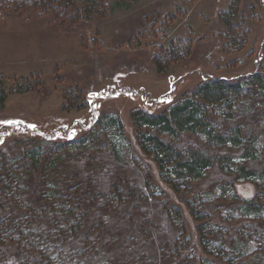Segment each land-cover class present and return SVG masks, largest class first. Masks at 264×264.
Returning a JSON list of instances; mask_svg holds the SVG:
<instances>
[{"label":"rangeland","instance_id":"1","mask_svg":"<svg viewBox=\"0 0 264 264\" xmlns=\"http://www.w3.org/2000/svg\"><path fill=\"white\" fill-rule=\"evenodd\" d=\"M230 1L105 0L104 15L82 18L74 0L63 21L35 10L0 11V75L8 90L15 78L39 73L43 80L37 91L7 95L0 110V159L19 160L31 148L60 149L67 185L89 183L96 195L108 194L117 184L135 188L133 198L113 203L98 219L100 239L106 243L102 264H137L139 258L153 264H218L203 252L198 224L185 201L195 196L208 201L203 209L211 223L237 207L219 200L218 185L232 183L239 201L264 205V174L248 181L236 176L240 166L264 172V98L253 96L237 105L229 120L217 110L208 115L222 132L239 126L245 145L254 143V160L243 159L241 147L211 148L190 135L171 141L181 148L195 147L214 161L185 196L163 184L155 163L141 152L130 118L134 108L152 111L160 99L189 97L204 82L237 80L262 70L264 0H239L247 43L227 53L220 14ZM186 37L192 41L188 59L157 72L152 56L171 40ZM65 92L74 100L69 102L75 104L72 109L65 106ZM108 118L116 123L108 124ZM222 157L230 159L231 171L224 170ZM172 209L179 218H173ZM97 217L91 215L85 230L97 226ZM240 224L249 222L238 221L231 230ZM79 239L72 242L74 248L81 247ZM15 248L0 246V264H17ZM18 263L23 264L21 259ZM239 264H264V256L255 252Z\"/></svg>","mask_w":264,"mask_h":264},{"label":"trees","instance_id":"2","mask_svg":"<svg viewBox=\"0 0 264 264\" xmlns=\"http://www.w3.org/2000/svg\"><path fill=\"white\" fill-rule=\"evenodd\" d=\"M76 1L82 18L102 16L106 12L105 0ZM73 2L0 0V11L7 8L35 10L51 13L63 21ZM238 6L239 0H231L227 10L220 14L224 26L223 49L227 53L240 51L247 43V33L238 17ZM191 45V39L186 37L171 40L167 47H160L158 53L152 56L156 71L164 72L172 64L187 60ZM261 66L259 72L237 80L213 79L204 82L189 97L161 99L152 111L145 108L131 111L130 118L138 133L141 152L155 163L161 181L174 193L182 196L189 194L193 183L201 180L214 163L213 158L195 147L181 148L171 143L182 135H190L211 148L241 147V157L246 160L257 157L254 143L245 145L247 139L242 138L239 126L222 132L208 120V115L211 110H217L219 117L229 120L237 105L248 103L253 96L263 99L264 60ZM39 77V73H35L31 74V78H15L13 89L8 90L7 80L0 75V110L10 92L27 93L41 88L43 80ZM63 95L67 100L65 106L72 109L75 104L69 103L74 101L70 92ZM78 108L84 106L79 105ZM107 123L113 125L116 120L108 118ZM63 151L31 148L26 149L19 160L0 159V246L15 245L19 258L14 257L17 264L20 259L23 264H102L106 243L100 239L102 226L98 224V219L102 220L113 203L135 196V188L127 184L121 189L118 184L113 186L106 195L94 194L89 183L67 185L65 176L62 179L66 167L59 164L58 158ZM221 160L225 162L222 165L224 170L231 171L227 166L230 159L222 157ZM263 174V171L256 173L244 166L236 170L237 178L244 181L262 178ZM34 179L36 187H32ZM218 189L219 200L237 205L224 210L219 223L210 222L208 213L203 209L208 201L202 197L195 196L185 201L189 215L198 224L203 252L217 260L218 264H239L240 260L255 252L264 256V205L257 200L239 201L232 193V183L218 185ZM99 198H103L102 202L98 201ZM171 212L174 219L179 218L176 209ZM91 215L92 219L97 217V226L85 230ZM238 221L249 224L246 227L240 224L237 229L231 230V226ZM80 236H84L83 239H79ZM77 239L82 244L80 248L72 246ZM136 263L153 264L140 258Z\"/></svg>","mask_w":264,"mask_h":264}]
</instances>
